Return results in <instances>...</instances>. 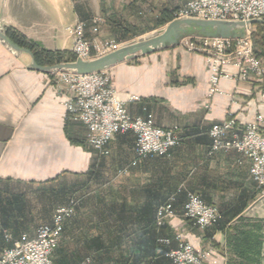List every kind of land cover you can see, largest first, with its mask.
I'll return each instance as SVG.
<instances>
[{"label": "crops", "instance_id": "1", "mask_svg": "<svg viewBox=\"0 0 264 264\" xmlns=\"http://www.w3.org/2000/svg\"><path fill=\"white\" fill-rule=\"evenodd\" d=\"M190 1L0 0V19L15 36L50 52L71 51L74 38L70 27L81 21L86 24L85 34L95 56L106 42H129L162 27L166 10L179 11ZM261 61L264 65V59ZM30 63L28 54L15 56L0 43V249L20 240L23 233L34 235L40 202L31 199L38 188L55 184L71 188L84 183L95 158L99 159L97 168L108 172L116 165L123 168L122 164L134 157L135 137L131 133L117 135L108 144L106 156L88 147L85 126L67 116V96L58 94L52 75L30 70ZM229 70L236 71L233 67ZM110 75L120 96L140 97V101L127 104L132 115L152 113L158 126L176 127L182 138L168 154L147 157L122 175L125 180L119 185L124 183L125 194L119 196L113 189L110 202L124 201L136 214L144 205L156 208L173 192L181 191L175 206L177 215L167 230L181 233L197 251H206L205 264H226L219 250H209L212 240L224 244L223 235L208 236L211 229L205 232L193 226L183 216V206L190 191L199 193L219 212L221 205L259 195L250 174V160L236 150L211 154L208 131L229 115L240 124L264 115V78L251 77L245 82L223 79L222 93L209 96L210 72L203 55L182 46L119 64ZM81 206L79 213L87 210H79ZM131 220L125 222V228L135 226ZM93 222L91 232L84 228L78 243L69 238L64 241L72 247L64 250L61 264H79L76 262L87 257L92 258L91 264H145V239L135 244L137 248H132L134 238L120 242L106 237L91 244L87 238L92 235L87 234L96 233L93 225L98 224L95 218ZM5 229L13 234V242L5 241Z\"/></svg>", "mask_w": 264, "mask_h": 264}, {"label": "built area", "instance_id": "2", "mask_svg": "<svg viewBox=\"0 0 264 264\" xmlns=\"http://www.w3.org/2000/svg\"><path fill=\"white\" fill-rule=\"evenodd\" d=\"M197 17L211 20L248 21L264 18V0H191L176 13L177 17ZM73 34L72 52L76 58L89 60L118 49L122 43L106 42L97 55H93L91 41L86 37V24L76 21L70 27ZM98 28L94 27V31ZM252 31L244 38L191 37L182 40L180 46L189 52L203 55L210 72L209 96L222 93L223 79L245 82L251 77L263 79L264 65L254 51ZM236 69L235 72L229 70ZM53 76L54 85L60 95H66L64 105L68 118L79 120L86 128V145L99 156L108 155V144L119 134L131 133L135 137L134 157L128 167L119 170V176L128 173L129 166L136 167L150 156H162L177 147L182 138L176 127L163 128L157 125L154 115H132L127 108L130 102L140 101L134 94L120 96L113 86L109 71L86 74L58 72ZM264 96V92H263ZM208 134L211 138L210 153L238 151L242 158L250 160V174L256 185L264 191V115L240 124L233 115L214 123ZM175 195L158 206L156 225H167L176 217ZM81 197L72 195L66 203L56 207L50 221L40 224L33 236L23 233L14 241L13 234L3 230L6 242L12 245L0 249V264H53V255L59 246L65 223L76 212ZM183 216L193 226L204 230L216 225L221 214L215 205L207 203L200 194L190 191L186 195ZM176 247L165 254L172 264H205L207 252L197 251L175 233ZM159 242L170 246L173 239L162 237ZM87 257L81 264H91Z\"/></svg>", "mask_w": 264, "mask_h": 264}, {"label": "trees", "instance_id": "3", "mask_svg": "<svg viewBox=\"0 0 264 264\" xmlns=\"http://www.w3.org/2000/svg\"><path fill=\"white\" fill-rule=\"evenodd\" d=\"M177 12L178 10H166V16L162 20L160 26H164L176 18ZM10 31L11 30L9 28L7 32L8 36L21 47L31 49L35 53L36 60L40 65H52L59 62L73 61L76 59V56L72 51H40L36 49L33 44L26 41L23 37L15 36ZM251 36L253 39L256 56L259 59H264V24H255ZM94 173L91 171L88 172L87 175L89 174V176L87 177L91 180L95 179L98 176ZM70 189L71 188H61V190H57V188L51 187L48 189V191H50L49 193H45V189H40V192L41 197L47 195L45 198L51 197L53 194L59 197V192H61L62 196L65 197L64 194L66 193V203L70 196L75 195L71 194L67 197V193L71 192ZM172 195H175V207L180 198L181 191L173 192ZM170 196H168L162 203L166 202ZM80 197V205H83L86 197ZM254 200V197H252L250 199H246L243 202L226 203L225 205H221L220 212L222 218L216 225L207 228L205 231L208 232L207 230L211 229V232L207 233L208 236H212L220 231L223 232L225 236V243L222 245L214 242V245L226 255V264H264V219L259 218L256 215H243L245 208L249 205V203H253ZM162 203H160V205ZM95 206L96 208L98 207V209L95 213H91L90 216L95 219L97 216L99 220L96 219L98 224L93 225V227L97 226V232H93V234H87V236L92 235L87 238L91 244H95L96 241L106 237H112L113 239L117 238L120 240V242L128 238H134L138 241H132V248H137L139 245L135 244H138L145 239V264H172L171 260L167 258L165 254L171 247H176L177 242L174 240L175 234L167 230L168 224L161 228L157 227L155 217L158 207L155 208V206L147 204L135 214L132 213L133 211L131 210L130 206V208L126 206L124 201L108 202L107 204H104L103 207L102 205ZM23 207H25V205H23ZM129 220L133 221L132 223L135 225L131 229L125 228V222H129ZM93 221L94 219L92 222ZM162 237L173 239L172 244L167 246L160 243L159 239ZM90 247L94 246L90 245ZM97 247H102L107 250L110 248L109 245H99ZM60 261L61 260L59 259H53V264H61ZM76 263L80 264L81 262Z\"/></svg>", "mask_w": 264, "mask_h": 264}, {"label": "water", "instance_id": "4", "mask_svg": "<svg viewBox=\"0 0 264 264\" xmlns=\"http://www.w3.org/2000/svg\"><path fill=\"white\" fill-rule=\"evenodd\" d=\"M255 24H264V18L251 19L248 21L235 20H211L197 17H177L154 30L153 32L122 43L121 46L103 56L83 60L76 58L73 61H63L52 65H40L35 53L25 47H21L8 36L7 26L0 19V43L13 55L20 56L25 53L31 58L28 68L45 74L54 75L58 72L86 74L91 72L109 71L119 64L137 59L139 56L149 55L159 50L180 46L185 38L210 37V38H244L248 31H252ZM45 51V50H40ZM264 201V195L255 200L245 210L243 215L250 214V210ZM257 217H262L258 216Z\"/></svg>", "mask_w": 264, "mask_h": 264}, {"label": "rangeland", "instance_id": "5", "mask_svg": "<svg viewBox=\"0 0 264 264\" xmlns=\"http://www.w3.org/2000/svg\"><path fill=\"white\" fill-rule=\"evenodd\" d=\"M135 39H137V38H135ZM97 160H99V159L95 158V162L94 161L92 162L91 167H90L88 172H90V171L92 173L95 172L94 174L97 175L98 177H96L93 180H91V179H89L87 177V179H86V181H84V183L83 182H81V183L78 182L79 185L75 183V186L71 187V189H70L71 192L67 193V197L70 196L71 194H76L78 196L86 197L85 201H84V204L79 208V210L80 209L82 210V209H84L86 207V209L88 211L87 210H82V212L79 213L80 211L77 210L76 213L67 221V224L64 227V232L62 234V238L60 240L59 246H58V248L56 249V251H55V253L53 255V259H55V260H58V259L61 260V257H62V254H63L64 250L70 248L71 244L67 243V242L65 243L64 242L65 240H67L69 238L70 240H74L75 242L78 243L79 238L83 237L82 235L85 232L84 228L87 229V232H91V230H92L91 226L93 224L92 220L94 218L92 216H90V213L92 212V209L96 208L95 205H97V206L98 205H102V207H103L104 204H107L108 202H110V200H112L113 197H114L112 195V190L113 189L114 190L117 189V191L119 192V196H121V194H122V196H124L123 194H125V189L122 187L124 185V183H121L119 185L120 182L125 180V177H121L118 174V172L120 170V168H118L119 165H116L115 167H111L108 172L107 171L105 172V171L100 169V166H99V168H97L98 167V166H96V164L98 163ZM122 162H123V160H122ZM129 164H130V162L127 160V161H125L122 164V166L123 167H126V166L128 167ZM136 167L129 166L128 171H131L132 169H135ZM87 176H89V174ZM50 186L51 185H47V186L44 187V189H45L44 192L45 193H47V192L49 193L50 192V191H48V189L51 188ZM54 187L57 188V190H61V188H59V186L56 185V184L54 185ZM59 193H60L59 197L57 195L53 194L51 197H48V198L46 197L45 198V196H47V195H45L44 197H41V192H40V189L38 188L36 190L35 195L32 196L31 200H33L35 203L36 202H40V207H39V212H40L39 225L42 224V223L48 222L51 214L56 209V207H58V206H60V205L65 203V201H66V193L64 194L65 197L62 196L61 192H59ZM113 194H114V192H113ZM132 194H134V192H132ZM262 195H264V191L262 189H260L259 195L256 194V196H255L256 198H254V199L257 200ZM252 204H250V206ZM250 206H248V208ZM86 211H87V216L84 217V215H86ZM250 215H258V216H262L264 218V201L259 203V204H257L253 209H251L250 210ZM83 218H85V219H83ZM86 218H88V219H86ZM96 219L99 220L97 218V216H96ZM206 229H204L202 231H206ZM217 233H221L223 235L224 239H225V236H224L223 232L220 231V232H217ZM217 233H215V234H217ZM214 242L218 243L217 241L212 240L209 250L210 251L219 250V252L224 257H226V255L219 248L215 247ZM224 243H225V240H224Z\"/></svg>", "mask_w": 264, "mask_h": 264}, {"label": "flooded vegetation", "instance_id": "6", "mask_svg": "<svg viewBox=\"0 0 264 264\" xmlns=\"http://www.w3.org/2000/svg\"><path fill=\"white\" fill-rule=\"evenodd\" d=\"M259 218H262V219H264L263 217H259Z\"/></svg>", "mask_w": 264, "mask_h": 264}]
</instances>
